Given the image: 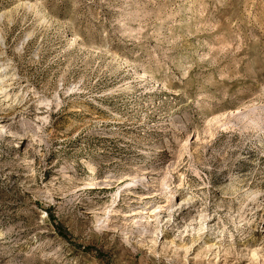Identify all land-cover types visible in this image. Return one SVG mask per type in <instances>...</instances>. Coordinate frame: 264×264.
Wrapping results in <instances>:
<instances>
[{
    "label": "rangeland",
    "instance_id": "374dc122",
    "mask_svg": "<svg viewBox=\"0 0 264 264\" xmlns=\"http://www.w3.org/2000/svg\"><path fill=\"white\" fill-rule=\"evenodd\" d=\"M264 0H0V264H264Z\"/></svg>",
    "mask_w": 264,
    "mask_h": 264
},
{
    "label": "bare ground",
    "instance_id": "6f19581e",
    "mask_svg": "<svg viewBox=\"0 0 264 264\" xmlns=\"http://www.w3.org/2000/svg\"><path fill=\"white\" fill-rule=\"evenodd\" d=\"M258 108H261V110H264V107L263 106H258L257 103H248V104H245L243 105L242 107L240 108H237L233 111H230L228 113V116L229 117H232V116H237V115H240L242 114V112H253L254 110H257Z\"/></svg>",
    "mask_w": 264,
    "mask_h": 264
}]
</instances>
